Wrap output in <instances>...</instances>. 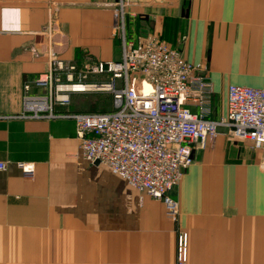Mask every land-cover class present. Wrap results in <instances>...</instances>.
I'll list each match as a JSON object with an SVG mask.
<instances>
[{
  "label": "crops",
  "instance_id": "0c3cea01",
  "mask_svg": "<svg viewBox=\"0 0 264 264\" xmlns=\"http://www.w3.org/2000/svg\"><path fill=\"white\" fill-rule=\"evenodd\" d=\"M148 34L207 66L213 101L231 84L264 87V0H0V264H264V153L249 141L220 129L194 147L174 220L162 200L84 158L74 119L25 110V84L52 58L84 70L119 60L124 36ZM68 106L57 112H79Z\"/></svg>",
  "mask_w": 264,
  "mask_h": 264
},
{
  "label": "built area",
  "instance_id": "2783aa9c",
  "mask_svg": "<svg viewBox=\"0 0 264 264\" xmlns=\"http://www.w3.org/2000/svg\"><path fill=\"white\" fill-rule=\"evenodd\" d=\"M123 9L121 2L117 11L121 31ZM123 38L119 60L100 61L84 70L74 62L52 58L47 71L25 84V110L35 117L74 119L87 161L99 160L139 191L162 200L167 216L176 220L180 205L172 191L193 163L194 147L214 143L219 128L226 127L233 137L264 151V87L229 85L226 113L220 120L212 119L214 91L206 65L185 59L154 34L137 41ZM32 86L43 93L31 94ZM102 90L112 94L113 109L54 110L70 104L74 93ZM19 166L26 177L34 176L31 164ZM5 167L0 162V169ZM186 256L184 234L179 240L180 262H186Z\"/></svg>",
  "mask_w": 264,
  "mask_h": 264
},
{
  "label": "rangeland",
  "instance_id": "374dc122",
  "mask_svg": "<svg viewBox=\"0 0 264 264\" xmlns=\"http://www.w3.org/2000/svg\"><path fill=\"white\" fill-rule=\"evenodd\" d=\"M126 22V21H125ZM87 79H90V77L88 76ZM91 79H101V80H107L106 77L100 78L97 75H91ZM42 90V89H41ZM43 92V90H42ZM85 94L77 97L74 100V104L70 103L68 104L69 106H71L72 109H77L79 110V112H83V111H102V110H110L113 109V101H112V94L109 91L106 90H102V91H91V92H83ZM225 93H220L218 95H215V105H216V115L217 116H222L225 113ZM213 101V103H214ZM67 105H57L56 107H54L55 111H58V107H64ZM68 106V107H69ZM221 129V132L223 133H227L229 135L230 131L229 129L226 128H219ZM220 131V130H219ZM247 148L250 152H257V153H264L263 150H254L252 148V143L251 142H247ZM263 155V154H262Z\"/></svg>",
  "mask_w": 264,
  "mask_h": 264
},
{
  "label": "water",
  "instance_id": "95a60500",
  "mask_svg": "<svg viewBox=\"0 0 264 264\" xmlns=\"http://www.w3.org/2000/svg\"><path fill=\"white\" fill-rule=\"evenodd\" d=\"M95 163H96V164H100V161L98 160V161H96Z\"/></svg>",
  "mask_w": 264,
  "mask_h": 264
},
{
  "label": "bare ground",
  "instance_id": "6f19581e",
  "mask_svg": "<svg viewBox=\"0 0 264 264\" xmlns=\"http://www.w3.org/2000/svg\"><path fill=\"white\" fill-rule=\"evenodd\" d=\"M148 88H149V86L147 85V86H146V89L148 90Z\"/></svg>",
  "mask_w": 264,
  "mask_h": 264
},
{
  "label": "trees",
  "instance_id": "16d2710c",
  "mask_svg": "<svg viewBox=\"0 0 264 264\" xmlns=\"http://www.w3.org/2000/svg\"><path fill=\"white\" fill-rule=\"evenodd\" d=\"M111 110V109H110Z\"/></svg>",
  "mask_w": 264,
  "mask_h": 264
}]
</instances>
